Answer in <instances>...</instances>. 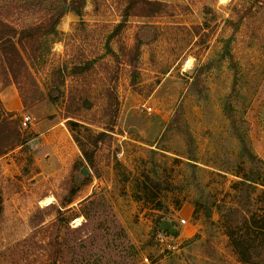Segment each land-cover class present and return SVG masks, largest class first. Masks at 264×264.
I'll return each instance as SVG.
<instances>
[{
  "label": "rangeland",
  "instance_id": "rangeland-1",
  "mask_svg": "<svg viewBox=\"0 0 264 264\" xmlns=\"http://www.w3.org/2000/svg\"><path fill=\"white\" fill-rule=\"evenodd\" d=\"M159 1L0 0V264H264L224 226L264 207V0Z\"/></svg>",
  "mask_w": 264,
  "mask_h": 264
},
{
  "label": "trees",
  "instance_id": "trees-1",
  "mask_svg": "<svg viewBox=\"0 0 264 264\" xmlns=\"http://www.w3.org/2000/svg\"><path fill=\"white\" fill-rule=\"evenodd\" d=\"M74 0H69L72 2L67 6V8L74 9L73 5ZM64 3H67V0H64ZM82 3V0H80ZM129 6L126 7L123 13V17H128L130 15H140V16H152L161 11V8L165 3L159 0H129ZM61 12L58 13V17H61ZM126 22V19L119 22L116 26V30L121 28ZM25 31H22L24 33ZM0 38L3 36L0 34ZM69 105L68 109L66 108V118L73 117V113H69ZM70 114V115H68ZM67 124H74V121L68 119ZM71 131V127L69 128ZM106 131H101L98 135L101 137L107 135ZM74 140L78 144L82 156L86 162L89 164L93 161V151H87L83 147H81L78 143V139L74 137ZM97 144V140H95L94 145ZM78 179L82 180L83 184L89 182V175H82L81 172L78 173ZM246 181H238L236 183L237 187L240 185L250 186L249 179H245ZM264 186V183H261ZM252 187V185H251ZM264 193V189L261 191ZM251 193L247 191V200L245 202H241L238 200L237 207L229 208L226 210V215L224 217V226L226 229V235L228 237L229 243L233 248L234 253L237 258L244 263L251 262H259L264 260V207L254 208L253 201L254 199L251 197ZM1 201V198H0ZM71 203V200L66 202H61L57 211L61 214V208L66 207ZM69 209V207L65 208ZM40 211V219L38 224L43 222V209H39ZM39 213V212H38ZM261 251L263 253H261ZM264 262V261H263Z\"/></svg>",
  "mask_w": 264,
  "mask_h": 264
},
{
  "label": "built area",
  "instance_id": "built-area-1",
  "mask_svg": "<svg viewBox=\"0 0 264 264\" xmlns=\"http://www.w3.org/2000/svg\"><path fill=\"white\" fill-rule=\"evenodd\" d=\"M146 109L149 111L151 109V107H147ZM27 122H30V119L28 116H24L22 124L26 125ZM181 222H185V219H181Z\"/></svg>",
  "mask_w": 264,
  "mask_h": 264
},
{
  "label": "water",
  "instance_id": "water-1",
  "mask_svg": "<svg viewBox=\"0 0 264 264\" xmlns=\"http://www.w3.org/2000/svg\"><path fill=\"white\" fill-rule=\"evenodd\" d=\"M80 172H81L83 175H86V174H87V171H86L85 168H81V169H80Z\"/></svg>",
  "mask_w": 264,
  "mask_h": 264
},
{
  "label": "bare ground",
  "instance_id": "bare-ground-1",
  "mask_svg": "<svg viewBox=\"0 0 264 264\" xmlns=\"http://www.w3.org/2000/svg\"><path fill=\"white\" fill-rule=\"evenodd\" d=\"M52 198V197H51ZM51 200V199H50Z\"/></svg>",
  "mask_w": 264,
  "mask_h": 264
}]
</instances>
